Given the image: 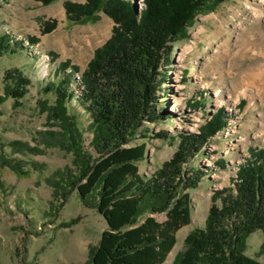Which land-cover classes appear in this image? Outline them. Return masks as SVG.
<instances>
[{
	"label": "rangeland",
	"instance_id": "374dc122",
	"mask_svg": "<svg viewBox=\"0 0 264 264\" xmlns=\"http://www.w3.org/2000/svg\"><path fill=\"white\" fill-rule=\"evenodd\" d=\"M69 1L84 4L87 0H57L49 5L39 0H0V36L17 42L14 53L0 58V264H87L91 248L108 228L93 205L95 200L85 203L73 189L70 180L79 173L74 156L57 142L61 129L48 122L44 111V104L49 107L56 102L55 92L46 88L74 69L78 71L71 89L81 93V72L95 50L110 39L115 26L103 12L95 20L69 21L65 9ZM132 1L145 7L144 0ZM262 12L264 0H226L198 14L187 27V36L174 40L172 52L166 53L169 67L160 64L156 83L166 69L170 77L154 95L158 119L143 125L149 137L137 135L129 144H148L146 158L138 164L142 176H154L173 158L181 134H200L211 115L220 110L227 119V127L203 151L189 153L186 177L195 168L202 173L197 187L187 190L192 222L178 231L176 245L163 264H173L185 249L189 233L204 227L213 193L233 186L239 164L250 158L249 149H264ZM52 22H56L55 29L44 33ZM60 64L68 66L65 71L59 69ZM13 69L31 80L19 106L5 91V74ZM201 98L202 107L188 106ZM69 106L87 130L91 119L84 107L76 99ZM51 131L55 134L49 135ZM163 132L167 137H155ZM92 139L93 133L85 131L84 146L89 151ZM13 142L27 143L39 152H23L21 147H12ZM3 158L13 160L25 174L3 166ZM154 216L159 222L166 220L165 213ZM263 240L261 230L247 239L246 254L260 262H264Z\"/></svg>",
	"mask_w": 264,
	"mask_h": 264
},
{
	"label": "trees",
	"instance_id": "16d2710c",
	"mask_svg": "<svg viewBox=\"0 0 264 264\" xmlns=\"http://www.w3.org/2000/svg\"><path fill=\"white\" fill-rule=\"evenodd\" d=\"M39 1L49 5L57 0ZM224 1L144 0V8L132 0L66 2L71 22L95 20L103 12L115 23L110 39L95 50L81 72V93L71 89L78 71L74 69L46 88L55 92L56 102L49 107L44 104L48 122L61 129L57 142L74 156L79 173L70 180L73 189L85 203L95 200L93 205L108 225L98 245L91 248L87 264H163L176 245L178 231L191 224V194L187 190L197 187L202 173L195 168L187 178L184 165L190 152L203 151L210 139L227 127L224 111L212 114L200 134H181L178 151L152 177L142 176L138 165L146 158L148 144H129L137 135L149 137L150 131L143 125L158 119L154 95L159 84L170 77L169 69L159 82L156 79L162 62L169 67L166 53L172 52L174 40L187 36L186 29L198 14ZM55 27L56 22L49 23L43 32ZM16 43L1 35L0 58L14 53ZM65 67L59 65L64 71ZM4 80L6 96L21 105L31 80L19 69L7 71ZM75 99L91 119L87 130L78 112L70 110ZM202 104L201 98L188 106ZM85 131L93 133L91 151L84 146ZM166 135L157 133L155 137ZM11 146L39 152L27 143L13 142ZM249 153L250 158L238 166L233 186L213 193L204 227L189 233L185 249L173 264H264L246 254L248 237L257 230L264 234V149L250 148ZM1 163L25 174L13 160L3 158ZM157 213H165L166 220L159 222L154 216Z\"/></svg>",
	"mask_w": 264,
	"mask_h": 264
},
{
	"label": "bare ground",
	"instance_id": "6f19581e",
	"mask_svg": "<svg viewBox=\"0 0 264 264\" xmlns=\"http://www.w3.org/2000/svg\"><path fill=\"white\" fill-rule=\"evenodd\" d=\"M262 13H264V12H262ZM100 32H102V31H100ZM100 32L96 31L95 34H99Z\"/></svg>",
	"mask_w": 264,
	"mask_h": 264
}]
</instances>
